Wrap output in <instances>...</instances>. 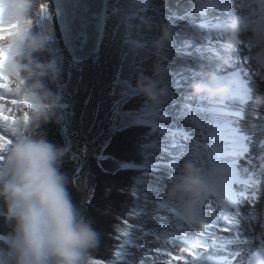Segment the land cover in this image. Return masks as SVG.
<instances>
[{
    "label": "clouds",
    "instance_id": "obj_1",
    "mask_svg": "<svg viewBox=\"0 0 264 264\" xmlns=\"http://www.w3.org/2000/svg\"><path fill=\"white\" fill-rule=\"evenodd\" d=\"M200 11L215 0H189ZM43 0H0V217L11 231L0 235V264H96L93 253L100 233L72 202L68 177L60 171L67 147L58 148L38 132L55 122L60 98L47 87L57 77L52 61L40 62L46 39L32 31L41 16ZM254 14L230 19L218 30L223 39L215 61L204 66V79L191 84V95L209 103L228 98L229 87L218 81L215 69L227 65L244 36L256 56L264 59V3L256 0ZM171 39L164 26L152 48L158 56ZM163 69L154 65L153 77L139 79L138 94L150 105L162 102ZM14 102V103H13ZM7 109V111H5ZM227 170L215 166L203 172L185 161L169 181L166 197L174 201L177 216L197 223L200 207L224 183Z\"/></svg>",
    "mask_w": 264,
    "mask_h": 264
},
{
    "label": "bare ground",
    "instance_id": "obj_2",
    "mask_svg": "<svg viewBox=\"0 0 264 264\" xmlns=\"http://www.w3.org/2000/svg\"><path fill=\"white\" fill-rule=\"evenodd\" d=\"M171 1H173L175 5L171 2L162 7L163 17L166 20V23H171L170 26H167L173 29L171 31V39L167 44L173 49H179V51L177 50V53L173 49L169 50L168 47L165 49V56H168L169 60H175V64L160 65L163 69V76L160 80L159 86L167 89V95H169V97L166 98V104H164V107H166V110L171 114L170 116L174 120L179 121L181 126L185 124L192 125L194 128L193 132L199 135H195L197 137H194V140H190L189 135L180 134V136L175 139L177 141L174 140L173 142H169L170 146L173 145L172 149L164 151L159 157L171 160L175 165L179 163L178 167L183 165L185 161H191L203 172H207L212 167L221 166L223 163H228L230 165L231 163L238 161V156H233V154L228 156L224 154L223 148L216 152L214 150V152H212V150L205 149V140L217 142L220 143L221 146H224L230 136L229 133L231 126L233 123H236V118L233 117V108L226 104L225 106L220 107V112L218 114L210 116L209 110L212 108L211 104L216 105L222 101L209 103L203 98H196L191 95V84L196 80L205 78L208 69L204 65L209 61H215L217 59V54L222 49L223 39L218 35V31H202L201 27L197 26V23L192 24V26H190L191 29H188L183 20L188 19V17L183 15L191 16V20L202 23L201 26L204 27L208 26V19H211L214 22H218V27L220 28L232 18L243 17L247 13L251 14L252 11H255L254 5L256 2L255 0H215L214 5L217 6L216 8H212L211 11L207 10L205 14H199L191 12L189 8L187 9V6L180 4V2H187L189 0ZM157 2L161 3L163 0H156V3ZM219 6L221 12L218 11ZM189 7L195 6L191 4ZM151 10H154L155 15L162 14L158 11L156 5L152 7ZM223 11L230 13L231 18L228 19V17H225L227 14H223ZM178 17H180V20ZM51 23L59 36L60 31L55 22V18ZM161 24H164V22L162 21ZM109 26V18L106 17L101 37L107 32ZM178 29L182 31L180 37H177ZM194 33L197 34L194 35ZM105 41L106 40L104 39L100 40L99 46L92 56L93 65L83 61L80 62L87 69V76L90 77L93 82L88 103L86 104L81 117V126L86 132L92 131L91 126L93 123L90 124V120L94 116L98 106L99 81L97 78L96 67L100 59L107 58L104 45ZM58 42L60 47L61 45L63 46V44H61V38ZM183 51H186L185 53L189 52L190 56L180 54V52L183 53ZM250 52V45L245 37L241 36L240 43L231 53L230 60L236 59L235 54H238L247 60ZM61 54L64 59L70 63L69 65H72L73 61L70 60L64 49H62ZM176 56L182 59H177L176 61ZM197 57H203L204 60L201 61ZM218 70L219 68L215 69V72ZM151 71L152 74H149L148 71L146 73L153 77V70ZM168 73L173 74L172 78H175V81L179 79L180 82H178V84L174 83L175 85L171 83V78L168 76ZM177 85L180 90L183 89L184 93L177 92V95L174 97L173 93ZM125 91L126 87L120 89V94L115 95V99L129 97L130 94L128 92L125 93ZM256 95L259 98L257 108L260 110L261 118L264 119V102H262V97L264 96L263 84L257 85ZM114 119L118 121V124H121L122 121L128 122L130 117L125 115V118L123 117L121 121L119 115H114ZM262 128L264 127L262 126ZM198 138L199 140H205L201 142ZM256 167L260 170V174H264V161H258ZM87 169V162H84L80 171H76L77 173L73 174L75 184L82 187V189L84 187V178L88 173ZM166 176H169V173H167ZM165 178L166 180L169 179L168 177ZM253 188V190H248L238 181H236L235 187L230 188V190H224L220 186L217 189L216 194L210 196L200 207L197 223H186L177 217L175 208L174 214L169 213L171 218L169 220V226L166 227L170 232L164 229L163 221L165 219H162L160 216L163 215L162 213L164 212L161 209L151 210L150 216H154L157 219L155 224L161 227L160 231L156 230L158 234L155 233V236H153L154 233H151V237L147 234H143V232L139 233L137 246L130 250L128 258L123 264H168L170 256L179 254L178 249L180 247L189 248L195 253L197 259L191 260V258H189V264H236L234 257L237 254V251L241 248H244L246 251L250 250L248 244L251 245L254 242H259L260 234H262L254 222V215H260L257 213L256 206L264 200V189H262L263 185L261 179H257ZM221 192H225L229 195V201L226 205H222L217 199L218 194ZM160 199L163 200L160 201L161 203L169 201L176 207L174 201L167 200V197L162 196ZM253 199H257L256 203ZM232 206H238L239 210L234 211ZM148 223H151L150 220ZM211 223H213L212 227L209 225ZM237 229L241 232V238H229L227 232L231 231L234 235V232ZM184 232L187 234L206 233L210 240H197L199 242H194L197 236L195 235V237L186 236V240L193 241L194 244H191L192 242H182L179 233L182 234ZM143 246L149 248L151 252H145L144 250L143 252L140 251L139 248ZM151 254L159 257L161 262L157 263V261H154L152 263V261L155 260V257H148V255ZM133 260L134 262L132 263Z\"/></svg>",
    "mask_w": 264,
    "mask_h": 264
},
{
    "label": "rangeland",
    "instance_id": "obj_3",
    "mask_svg": "<svg viewBox=\"0 0 264 264\" xmlns=\"http://www.w3.org/2000/svg\"><path fill=\"white\" fill-rule=\"evenodd\" d=\"M108 2H109L108 3V15H109L108 18H109L110 26L107 32H105V34H103L101 37V39L106 40L104 45L106 48L105 51H106L107 58L100 59L97 63L96 70H97V78L99 81V101H98V106L94 113V116L90 120V124L93 123L91 126V130L92 132H94L93 139L95 138L94 140H96V138H98L99 142L101 143L103 142V140H106L108 138L109 131L111 130V128L116 130L113 127V124L110 122V120L111 121L115 120L113 112H112V110L116 109L112 107L113 103H115L114 96L119 95L120 89L126 87L125 93L128 92L130 94L129 97H127L126 101L132 98L131 93L134 89L130 87L129 83H130V78L132 77V73H134V69H135L134 64H133L134 57L136 55L138 47L141 45L140 36L141 35L145 36L146 33L148 34L152 33L149 37L146 38V42H148V38L149 39L154 38L153 40H156L158 38L157 36L158 32L165 25L170 26L171 24V23L167 24L166 21H163L164 24H161L163 17L156 16L155 18L156 26L153 27L152 29L146 30L144 27L145 22H147L149 18L145 22H143L142 26L139 25L138 23L139 17L142 18L145 15L144 16L145 18L146 15H149V13L147 14L145 10L147 8H149L148 11L151 13L150 14V16H152L151 20L152 21L154 20L155 13H154V10L150 9L152 7V5L150 4L152 3H149V0H108ZM171 2L174 3L173 1ZM43 4L47 5V11L44 14L45 16H40V18L37 20V22L35 23L32 29L34 33H38L41 36L45 37L46 39V50L43 53L37 54V58L40 62L52 61L56 65V68H57L58 74H57L55 81L49 82L45 80V83L47 87L51 89L54 95L59 96L61 107L58 113V122L61 124L62 128L64 129L71 143L72 149L75 151V153L78 156L82 157L78 165V168L74 170L73 172V174H75L80 171L82 164L84 162H87V153L89 152V147H88V151L86 152V154H82L83 152L81 148L78 149V143L82 142L88 145L87 143L88 138L85 132L81 129L79 125V121H80L79 118L82 117L81 116V113L83 110L82 104L88 94V90L90 87V77L87 76V69L82 65V63H80L81 61L75 62L72 59H70L71 61H73V63L72 65H69L70 63L67 62L66 59H64V57L62 56L61 52H62V49L64 48L62 47V45L60 47V44L58 42L60 40V35L59 36L57 35L56 30L51 25L52 20L55 18L53 11H52V7H51V1L43 0ZM180 4H183V6H188L189 1L180 2ZM169 29L170 31L173 30L171 27ZM177 31H178L177 36L180 37V33H182V31L180 30V33H179V29ZM146 46L148 48L147 49L148 52L150 49L151 50L153 49L152 45L148 46V43H146ZM150 53L152 54L151 51ZM147 59H149V61L151 62L152 61L156 62L155 64H158V63L164 64L165 62V58L161 57L160 55H158V57L156 58L150 59L149 57ZM147 59L142 61L140 68H143V66L147 63L146 62ZM154 65L152 69L150 68L148 70L149 74L150 73L152 74L151 70H154ZM167 97H169V95H166V97L162 100V106L163 104L166 103ZM125 98L126 97L121 98L119 100L121 101V100H124ZM162 106H161V110L160 108L158 109V111H160L158 120L161 117V112H163ZM161 119H163V116L161 117ZM123 130L125 129L116 130V131H123ZM101 148L102 146H100L99 149L95 150L96 151L94 152L95 155L99 154L100 156ZM158 148L159 146L156 147V149ZM147 153L148 151L145 152V154ZM146 163H149V162L146 160ZM146 163H143V164L145 166H148ZM87 166H88V162H87ZM136 166L139 167L140 164H136ZM158 166L160 165L158 164ZM87 170H88V173H87V176L84 178L83 189L82 187H79L75 184L74 178H73L74 176L73 175L71 176V173L66 172V175L70 178L71 183L76 187V189H78V191L83 192V197L85 193L87 192L89 188V183H90L89 167ZM153 171H156L157 173L160 172L158 168L157 170H153ZM158 183H159V188L154 189V191L156 190L155 192L153 191L146 192V196H148V201L145 203V205H143L145 209H143L142 211L144 213L142 212L143 214L141 213L142 215L138 216L135 219L137 220L136 222L139 223L138 225L139 228L137 229V231L139 232L143 231V233L145 232L150 237H151V233H148V226L153 225L154 228H158L157 231H160V228H161L160 226H157L155 224L157 219L154 216L152 217L150 216L151 210H156L154 208L159 207L156 202L151 203V201L155 199H159L161 196L166 197L165 195L167 192L166 187L169 186V181H164L162 179H160ZM168 214L169 213H164L163 215H160L162 219H165L163 221L164 227H165L164 229H167L166 227L169 226V220L171 217L169 218ZM87 215H88V212L86 216ZM149 220L151 222L150 224L148 223ZM179 235H180V240H182V242L184 241H186L187 243L192 242L191 244H194V242H199L201 240H204V241L210 240V238L207 236L206 233L187 234L186 232H184L182 234L179 233ZM195 235L197 236L194 242L186 240V236L195 237ZM227 235L228 237H231L232 236L231 231H228ZM138 237H139V234L136 232L134 237L132 238L133 247L137 246V241L139 240ZM154 239H157V238H154ZM139 250L142 252L143 250H146V252L148 251L151 252L149 248L144 247V246L143 248L142 247L139 248ZM149 256L155 257V260H153L152 263L154 261H157V263L161 262L160 258L157 257L156 255L151 254V255H148V257ZM124 259L127 260V257L125 256ZM134 260L132 261V263L134 262Z\"/></svg>",
    "mask_w": 264,
    "mask_h": 264
},
{
    "label": "trees",
    "instance_id": "obj_4",
    "mask_svg": "<svg viewBox=\"0 0 264 264\" xmlns=\"http://www.w3.org/2000/svg\"><path fill=\"white\" fill-rule=\"evenodd\" d=\"M134 81L137 83L138 75L135 76ZM159 104L150 105L143 95H139L121 106L125 111L141 112L153 109ZM118 106L119 104H115L113 107ZM146 116L151 121L156 120V115ZM146 116L144 117L146 118ZM154 130V126L150 125H135L123 131L111 129L108 138L102 143L98 138L95 140V146L98 148L102 146V148L100 156L99 154L93 156L96 164L94 169L96 188L85 219L89 220L93 228L100 233L99 247L93 253L96 263L117 264V261L122 258L126 251V244L132 241L135 229L132 221L143 212L142 206L146 192L157 188V182L149 177L150 170H120L114 174L105 173L98 166L97 160L99 157L110 156L123 162L142 165L147 160L149 163L146 164L151 165L150 159L153 153L150 150L156 144L155 141L149 139V136L153 134ZM38 132L58 148L67 147L68 151L63 157L60 171L65 174L66 172L73 173L78 168L82 157L72 149L58 119L55 122L42 125ZM80 148L82 154H86L88 151V145L82 142L78 143V149ZM146 151H148L147 154H145ZM68 180V192L72 202L80 209L83 192L76 189L69 177ZM4 207V202L0 201V209ZM10 231L11 225L7 224L3 217H0V235ZM120 232H126L127 235L119 236Z\"/></svg>",
    "mask_w": 264,
    "mask_h": 264
},
{
    "label": "water",
    "instance_id": "obj_5",
    "mask_svg": "<svg viewBox=\"0 0 264 264\" xmlns=\"http://www.w3.org/2000/svg\"><path fill=\"white\" fill-rule=\"evenodd\" d=\"M52 11L58 25L62 44L74 61H83L93 65L92 56L97 50L100 40L102 28L105 23V18L108 17L107 3L108 0H50ZM92 79L90 78V87L87 97L84 99L82 109L86 107L91 93ZM82 110V112H83ZM113 115H119L121 121L125 115L123 112L112 111ZM82 116V113H81ZM79 125L85 132L88 138L89 152L87 153V162L89 167V188L81 201L80 211L81 214L86 216L90 199L95 190V162L92 159L94 151V139L92 131L86 132L81 126V117ZM110 122L116 130H122L133 124H137L138 120L131 115L128 122L113 120ZM98 166L105 173H116L119 170L135 168L134 165L126 162L118 161L112 157H100L97 160ZM73 174H71L72 176ZM99 264V263H96ZM123 264V261L118 262Z\"/></svg>",
    "mask_w": 264,
    "mask_h": 264
},
{
    "label": "snow or ice",
    "instance_id": "obj_6",
    "mask_svg": "<svg viewBox=\"0 0 264 264\" xmlns=\"http://www.w3.org/2000/svg\"><path fill=\"white\" fill-rule=\"evenodd\" d=\"M260 2L264 3V0H260ZM46 11H47V5L41 4L40 5L41 16H45L44 14L46 13ZM254 12L255 11H252L251 14H254ZM5 111H7V109H5ZM125 226L127 227L126 222H125ZM126 235H127L126 232L119 233V236H126ZM178 253H179L178 255L170 256L168 264H189V258H191V260L197 259L195 253L189 248L180 247L178 249Z\"/></svg>",
    "mask_w": 264,
    "mask_h": 264
}]
</instances>
